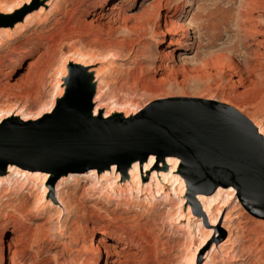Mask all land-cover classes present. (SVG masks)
Instances as JSON below:
<instances>
[{
  "label": "rangeland",
  "instance_id": "rangeland-1",
  "mask_svg": "<svg viewBox=\"0 0 264 264\" xmlns=\"http://www.w3.org/2000/svg\"><path fill=\"white\" fill-rule=\"evenodd\" d=\"M26 1L0 0V23H9L23 12L25 6L17 8ZM31 1L30 10L45 3ZM105 1L62 0L60 12L44 21L45 16L41 17L23 32L14 31L11 25L13 37L7 35L10 38L5 37L7 43L0 48V111L14 108L11 115L17 112L9 125L31 127L32 121L26 123L20 118L28 112L34 120L40 114H53L68 90L69 71L75 66L89 68L78 58L90 61L95 57L92 62L100 61V66L117 65L108 78L111 88L105 97L104 117L113 103L118 109L135 113L131 118L142 114L137 110L169 102L205 111L232 107L264 128V0H187L186 13L173 19L179 27L174 38L180 37L181 26L186 27L194 49L175 53L174 62L162 53L168 52L167 44L161 43L166 30L163 16L174 12L166 9L167 0ZM191 1L194 5L190 7ZM155 2L157 7L144 15ZM8 9L16 12L7 13ZM151 17L153 20L148 21ZM151 51L157 60L144 61ZM184 56L191 62L182 60ZM159 59L168 69L154 73ZM51 106V113H47ZM22 108L26 109L24 114ZM114 116L118 114L113 112ZM82 175L77 184H64L69 212L58 205L56 184L50 180L45 186L57 204L51 203L44 211H40L46 202L41 191L46 193V189L41 181L26 186L25 191L18 185L1 198L0 247L4 242L9 258L10 243L20 253L17 264H105L108 252L110 264H264V241L257 235L264 233L263 200L241 195L232 202L226 198L220 205V195L216 194V203L209 205H216V211L224 214L217 219L219 228L213 229L206 224L210 217L204 205L200 207L188 194L186 171L184 204L181 195L174 193L168 203L164 199L147 198L150 204L120 198L127 195L102 186L90 171ZM201 187V193L213 189L210 182L194 181L197 195ZM182 207L185 215L191 208L190 220L178 219ZM225 224L231 234L224 229ZM202 227L212 233V243L204 239ZM98 235L109 239L101 254L96 252ZM228 238L234 244L228 252L233 248L235 259L221 251ZM214 244L219 251L211 260Z\"/></svg>",
  "mask_w": 264,
  "mask_h": 264
},
{
  "label": "water",
  "instance_id": "water-1",
  "mask_svg": "<svg viewBox=\"0 0 264 264\" xmlns=\"http://www.w3.org/2000/svg\"><path fill=\"white\" fill-rule=\"evenodd\" d=\"M34 9H39L33 8ZM23 13L16 19L23 21ZM68 90L51 119L19 128L0 124V176L11 165L40 166L53 186L64 176L118 166L127 175L132 165L175 156L189 178L234 186L242 197L264 201V141L253 122L235 108L205 111L192 105L164 104L126 118L95 116L97 81L83 66L69 71Z\"/></svg>",
  "mask_w": 264,
  "mask_h": 264
},
{
  "label": "bare ground",
  "instance_id": "bare-ground-1",
  "mask_svg": "<svg viewBox=\"0 0 264 264\" xmlns=\"http://www.w3.org/2000/svg\"><path fill=\"white\" fill-rule=\"evenodd\" d=\"M42 1H44L45 3L36 11H33L32 9L30 10V8H28L31 5V2H32L31 0H27L24 3H22V2L19 3L17 10L21 9L22 7L25 6L26 8L23 12L27 13V14L25 15L23 21L17 22L14 25V31H19V33L21 31L23 32V30H26V28L31 26L33 22L35 23L37 20H41L43 18V16H45V17L43 18L42 21L49 18L55 12H57V11L60 12L62 9V5H63L62 0H42ZM105 2L108 3L109 0H107ZM186 4H187V0H176V1L175 0H167L166 9H168L170 12L171 11H174V12L173 13L171 12L169 16H163L165 18L164 25H165L166 30H165V33L163 35L161 43L167 44V51L168 52L166 53L165 51H163L162 53L165 56V58L171 62H174L175 53H178L179 51L180 52L184 51V52L188 53L194 49L193 48L194 43L191 44V42H189V40H188L189 33H188V30L186 27L181 26L180 27L181 28L180 37L174 38L175 35H178L175 31L179 27L173 21V19H177V18L181 17L180 15L183 12L186 13V10H185ZM193 5H194V3H193V1H191L190 7ZM50 7H51V9L48 11V8H50ZM156 7H157V2L150 5L145 10L144 15H146V14L149 15L150 9L156 8ZM47 11H48V13H47ZM14 12H16V11L11 12V10H9V9L7 10V13H14ZM23 12H18V15L14 19H12L9 23H0V48L3 47L4 44L7 43L5 40V37H8V36L13 37V35L10 34V32H11L10 27L16 19H19L21 17ZM189 12L190 11H188V13ZM152 18H154V17L149 18L148 21L153 20ZM125 19L126 18H124V20ZM167 27H169V28H167ZM10 37H8V38H10ZM94 52H93V54H94ZM91 53H92V51H91ZM150 54L151 55L148 58L146 57V55L144 56L145 57L144 61H147V60L156 61L157 60V58L155 59L154 51H151ZM111 56L117 58V57H120V54H112ZM184 57L185 58H183L182 60H184L186 62H191L188 58H186V56H184ZM21 58H23V57H21ZM78 60L82 63V65H86L89 67L88 68L89 73H93L95 75L98 87H97V95L95 97L94 114H95V116H99L101 114V112L104 110V108H106L105 107V105H106L105 97L107 95L108 90L111 88V84H110L108 78L112 77V73L114 71V68L117 67V65H115V63H112V66H104V67L100 66V63H101L100 61L92 62V61H96L95 57H93L90 61H86L85 59H82V58H78ZM158 61H159V63L156 64L155 66H153L152 72L158 73V72H161V71L168 69V66L164 63L163 60L159 59ZM111 68L113 69V71H111ZM64 70H66V66H64ZM63 74H65V71ZM110 98H111V96H110ZM109 100H111V99H109ZM112 105H113V107L109 108L108 113L105 115L106 118H110L111 114L113 112H116L118 115L119 114H121V115L125 114L126 118H130L131 114H135L133 112H130L131 111L130 109H126V110L125 109H123V110L118 109L117 108L118 105L116 104L117 106H115V103H113ZM131 107L132 106H130L129 108H131ZM119 108H124V106H121ZM13 110H15V109L13 108L10 112H4L3 110L0 111V124L9 125L10 123L15 121L14 118H15V115L17 114V112L14 113L15 115L14 114L11 115ZM24 110H26V109L22 108V111H20V112L22 114H24L26 112ZM51 110H52V106L49 108L47 113H51ZM120 110L123 112H121ZM146 110L147 109H145L143 111H146ZM137 111H138V113H143V111L142 112H140L139 110H137ZM30 116L31 115L28 112L24 118L20 117V116H17V117L22 118V120H24L26 123H29V121L30 122L32 121L31 123L33 126V125H41V124L49 121L51 119L52 114H48L47 116H42V114H40L39 117L36 118L38 120H34V118H32L33 116L32 117H30ZM252 122L256 126V128L258 129L259 134L262 136L263 141H264V128L261 127L258 123L254 122V121H252ZM179 160H180L179 157L170 156V157H167L165 161H158L155 156H151L149 161L147 163H145L144 165H141L140 162L134 163L132 165V167L130 168L129 172L127 173V175H125L122 172V170L116 165H114L110 170H107L103 173H99V171L97 169H92V170H90V174H92L94 177H96L102 186L109 187L111 190L117 191L123 195H127L126 197H120V198L134 199V200H139L141 202H145V201L149 202V200L153 201L155 199H164V202L168 203L169 198H172V193H174L176 195H179V194L181 195V196H179V198L182 199L183 204H184L185 199L183 197H185V194H186V183H185V179L183 176H185V170H183L181 168L182 164L180 165L181 161H179ZM165 165H166V168L164 171H162L163 166H165ZM35 168L37 170L32 171V170L22 169L18 166H15V165L9 166L8 173L5 176H0V201H1V198L11 194L10 192H12L18 185H20V187L23 188V191H25L31 183L41 181L42 186H44L46 189V193L43 190L41 191V194L43 195V197L46 198L45 199L46 202H45V206H43V205L40 206V207H42L41 208L42 210H40V211H44L47 207H49V205L51 203L57 204V202L55 203V201H53V199L55 200V197H49L48 188L45 186L46 182L48 180L52 181V179H51L52 176L50 177V173L43 170V168L40 166H37ZM159 172L160 173L162 172V173L160 174ZM82 174H84V173H82ZM82 174H70L68 176H64L56 184L55 191L57 193L58 205L59 204L62 205V208L64 207L67 212H69L70 206H69V203L65 200L66 199L65 198V196H66L65 195V193H66L65 192V189H66L65 186L66 185H64V184H67L70 181L77 184L78 182H80L81 176H83ZM120 176L122 177L121 180H120ZM151 176H152V178H151ZM92 185H93V183H92ZM26 186H28V187H26ZM58 187H59V190H58ZM170 189H172V191ZM202 189H204V187H201L198 189L200 191V193L198 195H196L195 197H192L190 193H188V194L190 195L191 198L195 199L199 203L200 207L201 206L203 207V205H204V212L207 214L208 217H210V222H206V224L212 226L213 229H217V228H219V224L216 223L217 219L219 217L223 216L224 213H222L221 211H216L217 208H219V207H217L216 205L214 207H212L209 205V203L210 202L216 203V201L213 200V197L217 198L218 195H216V194L220 195L219 204L221 205L222 201L226 198L229 199V202H232L237 198L240 199L241 193L234 186L226 187V186L221 185L213 193H211L210 191L201 193ZM188 192H189V189H188ZM59 195H60V198H59ZM131 195L134 197H132ZM135 196H137V197L135 198ZM143 199H145V200L143 201ZM37 200H38V197H37ZM214 210H215V212H214ZM191 215H192V212H191L190 207H189L188 215H185V212H183V207H182L181 208V215L178 219H182V217H186L190 220L192 218ZM230 217L231 216L229 213L227 218H226V222L229 221ZM13 227L16 228V226H13ZM199 228H200V226H199ZM224 229L226 231L230 232L229 226L227 224L224 225ZM14 231L16 232V230H14ZM201 231H203L202 232L203 237L207 242L212 243L214 241V239L209 240L210 236L212 234L209 229L202 227ZM231 233H232V230L229 234H231ZM257 235L261 236L259 238V240L264 241V233L260 232ZM230 239L231 238H228L224 242V245L222 243L221 246L223 245V247L222 248L220 247V248H221V251L224 252L226 255L230 253V256L232 257V259H235V258H237V256L234 254V249L232 248V252H228L229 249L231 250L230 246L233 244V243L231 244ZM96 241H97L96 252L98 254H101L103 252L102 249L103 248L106 249V245L109 243V239H107V237H105L103 235H98L96 237ZM8 248H9L8 253L12 255L10 258L7 255V251H6V247H5L4 242L1 243L0 264H6L7 260H9V259L12 260V264H17L15 261L18 259V255L20 253L18 252L17 248L14 245L11 246L10 243L8 245ZM215 251H219V248H218V246H216L214 244L212 253L209 256V258L211 260L213 259L214 256H216L218 254V253H214ZM243 251H242V253H243ZM258 256H260V255H258ZM263 259L264 258H262V260ZM238 260H239V258H238ZM110 263H112L111 254L108 252L106 254V258H105V264H110Z\"/></svg>",
  "mask_w": 264,
  "mask_h": 264
}]
</instances>
